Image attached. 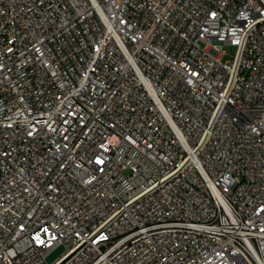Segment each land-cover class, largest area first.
<instances>
[{
  "label": "built area",
  "instance_id": "obj_1",
  "mask_svg": "<svg viewBox=\"0 0 264 264\" xmlns=\"http://www.w3.org/2000/svg\"><path fill=\"white\" fill-rule=\"evenodd\" d=\"M0 264H264V0H0Z\"/></svg>",
  "mask_w": 264,
  "mask_h": 264
},
{
  "label": "rangeland",
  "instance_id": "obj_2",
  "mask_svg": "<svg viewBox=\"0 0 264 264\" xmlns=\"http://www.w3.org/2000/svg\"><path fill=\"white\" fill-rule=\"evenodd\" d=\"M227 51V54L225 55L224 59H232L235 48L231 45H225L224 47ZM64 251V248L62 246H57L52 251H50L47 255V260L49 263L54 262L56 259H58Z\"/></svg>",
  "mask_w": 264,
  "mask_h": 264
}]
</instances>
